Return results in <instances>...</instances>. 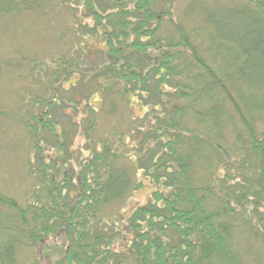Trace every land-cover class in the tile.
Masks as SVG:
<instances>
[{
  "label": "trees",
  "instance_id": "obj_1",
  "mask_svg": "<svg viewBox=\"0 0 264 264\" xmlns=\"http://www.w3.org/2000/svg\"><path fill=\"white\" fill-rule=\"evenodd\" d=\"M180 1L0 0L55 40L0 56L23 84L0 121L35 152L24 196L0 191V264H264V0H189L184 22Z\"/></svg>",
  "mask_w": 264,
  "mask_h": 264
},
{
  "label": "rangeland",
  "instance_id": "obj_2",
  "mask_svg": "<svg viewBox=\"0 0 264 264\" xmlns=\"http://www.w3.org/2000/svg\"><path fill=\"white\" fill-rule=\"evenodd\" d=\"M205 1L210 5L217 4L213 0ZM188 3L189 0H182L177 3V9H174L176 16L183 22L187 20V16H191V18L193 16L198 20L199 12L188 15L184 13L186 9L188 10ZM165 6L170 7L166 4ZM39 22L46 25L47 19L46 22L38 21L31 15L18 20L19 24L10 23L8 25L0 22V56L13 59L15 57L13 53L18 50L26 54V56H32L41 61L46 60L50 53L55 50V40L53 39L54 35L49 39L40 32L39 26H34L39 24ZM22 85V83L16 82L15 86L12 89L9 88L8 91H5L6 88L0 87V109L2 111L11 112L12 106L17 101L15 91ZM31 87L39 88V85L34 84ZM134 113H141L140 108L136 107ZM50 142L52 144L55 143L53 137H51ZM85 146V140L82 137H77L72 146L74 156L78 158L81 153H84L85 156L83 157H87L88 152ZM42 148H44L43 152L47 158L53 157L54 151L57 149L56 146L50 144L47 146L42 145ZM31 155H35L33 145L28 143L20 127L14 124L11 119H2L0 121V191L2 194L11 198H22L24 196L25 190L32 179L28 177L30 166L27 161V158H32ZM155 190L156 187L154 185L146 183L142 189L134 194L133 199L125 209L126 213L129 214L138 205L147 204L152 199Z\"/></svg>",
  "mask_w": 264,
  "mask_h": 264
}]
</instances>
